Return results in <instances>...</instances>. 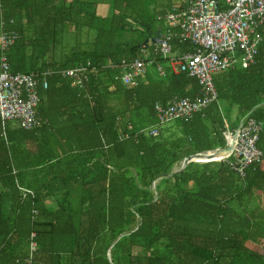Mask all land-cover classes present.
Returning a JSON list of instances; mask_svg holds the SVG:
<instances>
[{"label":"trees","instance_id":"1","mask_svg":"<svg viewBox=\"0 0 264 264\" xmlns=\"http://www.w3.org/2000/svg\"><path fill=\"white\" fill-rule=\"evenodd\" d=\"M176 1L0 0V27L18 35L5 51L11 72H51L37 87L39 127L0 119V264H264V203L252 209L264 197V25L250 64L213 74L217 99L156 136L146 133L155 103L193 99L197 81L173 71L134 87L114 79L124 59L167 60L143 42L164 31L157 16ZM80 65L81 84L60 75ZM252 109L263 156L244 177L232 152L171 175L185 157L226 148L225 125L234 131Z\"/></svg>","mask_w":264,"mask_h":264},{"label":"built area","instance_id":"2","mask_svg":"<svg viewBox=\"0 0 264 264\" xmlns=\"http://www.w3.org/2000/svg\"><path fill=\"white\" fill-rule=\"evenodd\" d=\"M157 19L164 23V31L160 43L149 42L150 51L167 59L173 72L194 78L199 90L193 99L174 97L164 105L155 103L156 124L146 131L149 136H156L158 129L168 122L190 119L215 101L217 96L212 76L235 66L237 54L242 56L243 66L253 61L262 39L259 29L264 25V0H184L175 2ZM17 37L13 29L1 25L0 119L2 122H16L23 130H32L40 125L36 110L39 102L37 87L40 83L43 89L48 87L45 77L51 72L40 75L11 72L5 51ZM175 39L190 45L191 51L174 56L172 42ZM141 52L144 54V46ZM150 64H155L161 76L165 75L159 63L141 57L122 60L114 79L124 86L134 87L145 76L146 67ZM85 72V66L80 65L62 70L60 75L71 80L73 85H79L87 79ZM261 130V123L246 118L233 139V132L225 126L223 136L234 157L229 166L241 177H244L248 166L258 163L263 156L257 146ZM217 159L222 161L224 157ZM35 249L36 245L32 242L31 253Z\"/></svg>","mask_w":264,"mask_h":264},{"label":"rangeland","instance_id":"3","mask_svg":"<svg viewBox=\"0 0 264 264\" xmlns=\"http://www.w3.org/2000/svg\"><path fill=\"white\" fill-rule=\"evenodd\" d=\"M96 12H97V16L98 17L107 18L109 16V13H110V5L108 3H105V2L101 3L100 5H98L96 7ZM134 37H135L136 40H141L142 39V37L139 36L137 33H135ZM64 43H65V45H68V43H72V42H71L70 39L66 38ZM63 47H64V45H63ZM242 64H243V58H242V56L240 54H237V56H236V64L235 65L236 66H241ZM166 66H167V64L165 62H162V67H163V69L165 71H167ZM147 73H148V75H150V77L155 78L157 76L156 73H159V72L156 70V66L154 64H150V65H148L146 67V74ZM235 113H236V108L235 107H233L229 111V113H225V121H226V123L229 126H231L232 124L236 123ZM168 124H169V122L164 124L162 128L166 127ZM229 154H232V153H229ZM215 161H220V160L217 159ZM232 161H234V159ZM261 201L262 202H259L258 200L253 201L252 202V209H256L258 206H259V208H262L261 203L262 204L264 203V197H262Z\"/></svg>","mask_w":264,"mask_h":264},{"label":"water","instance_id":"4","mask_svg":"<svg viewBox=\"0 0 264 264\" xmlns=\"http://www.w3.org/2000/svg\"><path fill=\"white\" fill-rule=\"evenodd\" d=\"M161 37H162V34L160 33V28L156 30L155 32V36L151 39V42L154 43V44H158L161 42ZM148 43V39H146L143 44H147ZM255 109V108H254ZM252 109L238 124V126L236 127V129L234 130V133H233V139L236 138V134H237V130L239 129L240 125L242 124L243 120H245L248 115H250L252 113V111L254 110ZM234 142V141H233ZM232 151V148L231 146H228L224 149H215V150H212V151H209V152H203V153H198V154H194L192 156H188V157H185L182 162H181V165H180V168L178 170H174L172 172L171 175L173 174H176L178 173L179 171H181L185 165L191 161H194V160H205V161H215L217 160V158H219L220 156L221 157H224L225 155H228L229 153H231ZM169 175V176H171ZM168 177V176H167ZM155 183L156 181H154L152 183V188H154L155 186ZM109 253V251H108Z\"/></svg>","mask_w":264,"mask_h":264},{"label":"crops","instance_id":"5","mask_svg":"<svg viewBox=\"0 0 264 264\" xmlns=\"http://www.w3.org/2000/svg\"><path fill=\"white\" fill-rule=\"evenodd\" d=\"M184 0H179V1H176V2H183ZM175 53V52H174ZM176 54V53H175ZM162 62L163 61H160V62H158L161 66H162ZM166 64H167V66H166V68H167V71H173L172 70V68L170 67V65H169V62L166 60V61H164Z\"/></svg>","mask_w":264,"mask_h":264},{"label":"clouds","instance_id":"6","mask_svg":"<svg viewBox=\"0 0 264 264\" xmlns=\"http://www.w3.org/2000/svg\"><path fill=\"white\" fill-rule=\"evenodd\" d=\"M149 41L151 42V40H148V43H149ZM152 43V42H151ZM227 128H228V125L226 124L225 125ZM163 127V126H162ZM161 128V127H160ZM149 129V128H148ZM148 129H146V131L148 130ZM228 130H229V128H228ZM231 132H233L234 133V131H231ZM147 133V132H146ZM195 161V160H194ZM32 195V194H31Z\"/></svg>","mask_w":264,"mask_h":264}]
</instances>
